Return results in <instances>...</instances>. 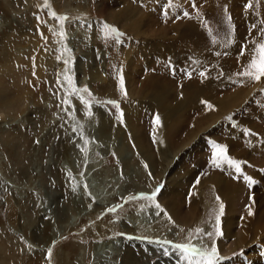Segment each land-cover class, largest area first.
Segmentation results:
<instances>
[{"label": "rangeland", "instance_id": "rangeland-1", "mask_svg": "<svg viewBox=\"0 0 264 264\" xmlns=\"http://www.w3.org/2000/svg\"><path fill=\"white\" fill-rule=\"evenodd\" d=\"M171 1L172 9L167 0H49L47 8L40 6L43 0H0V264H184L166 240L208 249L215 243L216 264H242L264 248V182L255 172L245 175L248 164L264 167V78L241 83L235 75L248 59L237 57L250 26L264 21V0H253L248 11V0H208L206 6L203 0ZM50 11L69 17L62 22L64 39L55 34L61 24ZM124 14L140 21L136 29L111 21ZM104 23L122 35L105 36ZM191 24L202 29L198 39ZM152 44L163 46L165 55H153ZM211 63H225L218 68L226 71L221 82H230L210 92V101L236 90L244 101L223 108L207 126L196 121L189 140L204 107L186 105L180 116L173 110L182 89L199 86L200 71ZM65 76L91 92L82 93L91 101L90 116L80 100L66 97ZM157 96L161 106L154 104ZM107 100L119 108L101 103ZM164 107L173 110L158 140L154 121ZM249 136L261 137V143L252 145ZM217 145L226 154L235 151L232 158L236 152L255 154L236 173L212 162ZM250 176L263 193L249 185ZM157 186L152 200L129 199ZM234 190L231 199L220 195ZM193 191L196 210L188 213ZM244 225L254 232L240 240ZM197 228L203 231L197 234Z\"/></svg>", "mask_w": 264, "mask_h": 264}, {"label": "snow or ice", "instance_id": "snow-or-ice-1", "mask_svg": "<svg viewBox=\"0 0 264 264\" xmlns=\"http://www.w3.org/2000/svg\"><path fill=\"white\" fill-rule=\"evenodd\" d=\"M42 7H49V0H43V4L40 5ZM253 7V0H248L247 3L244 4V8L245 11H248L250 8ZM224 11L225 13L228 12V8L225 5L224 7ZM199 14V13H198ZM184 15L187 17L189 16L188 12H185ZM49 16L52 18H55L56 22L61 24V31L59 33H55L57 35L60 36L61 39L65 38V32L63 31V23L64 21L68 20L69 17L66 14H58L56 11H50L49 12ZM37 19L39 20L40 18L37 17ZM226 21L230 26V35L231 32H234V25H232L231 21L232 18L230 15L226 16ZM205 27L207 28V24H205ZM103 28L105 29V36H111L113 34H117V35H122L120 33H117V30L111 26L108 25L107 23L103 24ZM257 36H251V33L253 32V30H257ZM209 32H211V30L209 29ZM249 34H250V39H246V42L244 44L241 45V49L240 52L238 54L237 59L240 60L241 57H248L247 62L244 63L241 67V70L238 71L237 73H235V75L237 77L242 78L241 79V83H243V79H248V80H253V81H260L262 78H264V21H261L260 24L258 25L257 23H253L250 28H249ZM42 38L43 37V34ZM46 39V38H45ZM213 42L215 43V37H212ZM229 44L233 43L234 41L232 39H228L227 41ZM66 51H70L69 49H66ZM57 59H61V57H57ZM65 64L68 63V61H63ZM221 75L223 73H220ZM33 75H35V73H33ZM189 77L191 75V73L188 74ZM199 75L203 78H207L208 73H207V69L205 68L203 71H200ZM57 83L60 84L61 81L58 78ZM63 86L64 87H70V93H66V97H68L69 95L72 97L77 98L78 100H80L83 104H85V106L89 109L88 110V115L90 116L91 113V101L90 100H86L85 97L82 95V93H88V96L91 97L92 94L91 92H89L87 86H84L83 88H77L75 83L72 81L70 76H65L64 82H63ZM119 86L121 88V91L124 95H126V91L123 88V77H120V82H119ZM63 90V87H62ZM261 91H264V89H262ZM64 103H69V105L71 106V101L68 98H65ZM203 103H206L204 101H202ZM101 103H106V104H110L114 107H116L117 109L119 108V105L117 103V101L115 100H107V101H102ZM209 107H211V105H209ZM120 119L123 118V113H120ZM155 123H159V117H155ZM250 131V130H249ZM214 156V160L213 162H215V159H220V158H224V149L222 146L217 145V150L213 153ZM227 163L233 165L235 167V170L237 172L240 171V164L233 160V159H227ZM145 167H147V165H145ZM246 180H248L250 183L251 178L250 177H245ZM86 187V186H85ZM160 191V187L157 186V188L155 190H153L150 194H146V193H138L135 196H131L129 197V199H137V198H147L149 200H152L153 198L156 197L157 192ZM217 199H219V197H217ZM157 208H160L159 204H156ZM222 205H221V209H222ZM107 211L112 212L115 211V208H109L107 209ZM161 211H163V209H161ZM166 214V213H165ZM249 215H252L251 209H249L248 212ZM169 220L171 221V217H169ZM203 230L197 228L196 232L197 234L201 233ZM217 236L221 235V231H220V227H219V215L216 216V233ZM204 235L207 236H211L212 233L211 232H204ZM165 244H169L172 245V250L175 251H179L180 252V257L179 260L183 261L184 264H216V261L220 259L217 247L215 245V243L212 244L211 248H200L197 247V245L188 242V243H173L172 241H164ZM165 255H169V252L166 250ZM51 255V249H49V257Z\"/></svg>", "mask_w": 264, "mask_h": 264}, {"label": "bare ground", "instance_id": "bare-ground-1", "mask_svg": "<svg viewBox=\"0 0 264 264\" xmlns=\"http://www.w3.org/2000/svg\"><path fill=\"white\" fill-rule=\"evenodd\" d=\"M154 1V0H153ZM158 1V0H157ZM168 2H167V5H168V7L167 8H169V6L171 7V9L174 7V3L171 1V0H167ZM225 1H227V0H225ZM202 2H204V3H202ZM200 4H203L204 6H206V4H207V2H208V0H203ZM157 3V2H156ZM158 4V3H157ZM183 5V4H182ZM210 5V4H209ZM157 6V5H156ZM203 6V7H204ZM214 6V4L212 5V7ZM126 9V8H125ZM128 10V9H127ZM124 11V10H123ZM169 11H171V10H169ZM173 11V10H172ZM184 11V10H183ZM208 11V10H207ZM120 12V11H119ZM122 12V11H121ZM170 13V12H169ZM172 13V12H171ZM170 13V17H172V14ZM179 13V12H178ZM112 14V13H111ZM190 15V14H189ZM132 15L131 14H124V16H120V15H112V17H111V21H113V22H116L117 24L119 23L123 28H126L127 30H134V29H136L137 27H138V24H139V20H134V19H132L133 17H131ZM110 18V17H109ZM197 18V17H196ZM193 19V18H192ZM182 20V19H181ZM191 21V20H190ZM181 22V21H180ZM184 22V21H183ZM197 22H199L198 21V19H196V23ZM122 23V24H121ZM185 23V22H184ZM188 23V22H187ZM166 24V23H165ZM173 24H174V21H173ZM172 24V25H173ZM178 24H180V23H178ZM178 24H176V25H178ZM182 24V23H181ZM190 24V23H189ZM258 24V23H257ZM185 25H187V24H185ZM175 26V25H174ZM188 26H190V25H188ZM191 27L192 28H196L193 32H192V37L194 38V39H198V37H199V33H200V31L202 30V29H200L199 27H196V26H192V24H191ZM190 27V28H191ZM191 28V29H192ZM171 29H173V28H171ZM228 29V28H227ZM180 30V29H179ZM179 30H175L176 31V33H179L180 34V32H177V31H179ZM222 30H223V28H222ZM221 30V31H222ZM184 32H186L185 30H183ZM171 32V31H170ZM134 35H136V34H138V32H132ZM141 33V32H140ZM175 33V32H174ZM188 33H190L189 32V29H188ZM172 34V33H171ZM184 34V33H183ZM186 34V33H185ZM154 35V34H153ZM157 35V34H156ZM186 35H188V34H186ZM190 35V34H189ZM166 36V35H165ZM161 37H163V35L161 36ZM185 37V36H184ZM166 38V37H165ZM191 38V37H190ZM189 38V39H190ZM157 39V38H156ZM169 39V38H168ZM147 41V40H146ZM191 41V40H190ZM148 43H149V41H147ZM155 42V41H154ZM198 42V41H197ZM150 43H151V40H150ZM159 43V42H158ZM168 43V42H167ZM163 44V43H162ZM144 45H146V44H144ZM152 45H154V44H152ZM187 45H188V43H187ZM190 45V44H189ZM157 47H155V45L154 46H151V47H153V51H155V52H153V55H157V56H164L165 55V53H164V51H163V46H160V45H156ZM166 46V45H165ZM168 46V45H167ZM149 47V46H148ZM189 47V46H188ZM208 47H209V45H208ZM144 48V47H143ZM169 48V47H168ZM152 49V48H151ZM196 49V48H195ZM195 49H193V50H195ZM145 50V49H144ZM197 50V49H196ZM146 51V50H145ZM150 51V50H149ZM148 51V53H150ZM185 51V50H184ZM183 51V52H184ZM197 51H200V50H197ZM147 52V51H146ZM166 52V51H165ZM180 54H181V51H178ZM155 53V54H154ZM169 53V52H168ZM171 53V52H170ZM176 53V52H175ZM150 55V54H149ZM152 55V54H151ZM168 55V54H167ZM170 55V54H169ZM175 55V54H174ZM173 55V56H174ZM184 55V54H183ZM193 55V54H192ZM143 56V55H142ZM168 57H170L171 58V55L170 56H168ZM175 57V56H174ZM177 57V56H176ZM181 57V56H180ZM184 57V56H183ZM186 57V56H185ZM192 57V56H191ZM189 59H191V58H189ZM188 59V60H189ZM193 60H195V59H193ZM171 61H172V59H171ZM168 63V62H167ZM190 63H194V61H189V64ZM225 63H223V64H219L218 66L217 65H214V64H210V67H208L207 66V73H208V76H207V78L205 79V80H203L201 83H200V85L199 86H197L196 88H194V89H188L189 87H187L186 89H188V90H184V89H182L183 91H182V96L184 97V98H187V101H190L191 103H192V105H193V108H197V106H200V105H198L199 103H201V98H200V95L202 94V93H206V92H214L215 93V91H218V90H216V89H221V88H224L226 85H225V83H228V82H230L228 79H230V78H227V80H225V81H223V82H221L222 81V79H221V75H220V70L218 69L219 68V66H221V65H224ZM225 68V67H224ZM227 68V67H226ZM231 68V67H230ZM229 69V68H228ZM223 73H225L226 71H222ZM224 80V79H223ZM193 88V87H192ZM177 91V90H176ZM240 92V91H239ZM229 93V92H228ZM181 94V93H180ZM207 94V93H206ZM208 95V94H207ZM206 95V96H207ZM213 95V94H212ZM239 95V96H238ZM241 95V93H238V91H235V92H233V93H231V94H229V95H226V96H220V99H215V100H213V101H210V97H211V95H210V97L208 98V99H206V105L204 106V113H202L203 114V116H201L200 118H201V120H199L198 118H197V121H198V123L200 124V125H203L204 123L203 122H206L207 123V125L208 124H210V123H212V121H213V119L214 118H216L217 117V115L219 114V112L223 109V108H225V107H229V106H233L234 105V103H239V101L241 100V98L243 97V95L242 96H240ZM182 97V99H184ZM154 99V98H153ZM158 99H160L158 96H157V99H155L156 101L154 102V104H156V105H160L161 106V104L159 103L158 104ZM154 101V100H153ZM181 101V100H180ZM242 101V100H241ZM244 101V100H243ZM242 101V102H243ZM159 102H160V100H159ZM176 103V102H175ZM183 103L181 102V104H180V106H178V108H176V109H172L173 111H174V113L176 114V115H181L180 113H179V109L180 108H182V106H186V105H182ZM189 104V103H188ZM203 104V103H202ZM241 104V103H240ZM178 105V104H177ZM191 105V104H190ZM209 105H211V107H209ZM169 106H172V105H169ZM174 106H176V105H174ZM212 107H214V108H217L218 109V112H215L214 110H212L211 108ZM166 109H168V107H164L163 108V110L162 109H160V110H158V112H157V114H156V117L158 116V117H160L159 118V123H157V125H158V128L155 130V134H156V139H158V140H161V131H162V129H163V127L165 126V122H167V121H169V119H168V116H167V114H169L170 115V112H172L171 111V109L170 110H166ZM133 113V112H132ZM217 113V115H215ZM223 114V113H222ZM171 116V115H170ZM134 117V116H133ZM171 118V117H170ZM208 121H209V123H208ZM198 124H196V123H194V124H192V129L190 130V134H189V136H188V139L190 140H192V135L193 134H196V132H197V129H198V126H197ZM206 125V126H207ZM204 126V125H203ZM184 127V126H183ZM189 131V130H188ZM232 135V134H231ZM199 138V137H198ZM250 139H252V145H253V138H251V136L248 138V140H250ZM160 142V141H159ZM157 144V143H156ZM159 145H160V143H159ZM161 147V146H160ZM228 151V150H227ZM231 152V151H230ZM235 152V151H234ZM233 152V153H234ZM232 153V154H233ZM248 153V152H247ZM246 152H239V153H235L234 155H233V157L234 158H232V154L230 155V154H226V153H224V158H220V159H215L216 160V164L218 163V165H220L221 167H223V168H225V169H229L230 171L232 170V172H234V171H236L235 170V167L233 166V165H231V164H229V163H227V159H233V160H235V161H237L239 164H240V171L243 169V168H245L246 166L245 165H247L248 163H249V160L246 158V157H249V158H251V155L250 154H255L253 151H251L250 153H248V155L249 156H247L246 154H247ZM259 155V154H258ZM214 157V156H213ZM212 160V159H211ZM212 162H213V160H212ZM245 166V167H244ZM248 168H250V170L249 171H252L253 173H254V175H257V176H255L256 178H258L259 180H261L262 182H264V179H262V178H264V170H262V172H258V171H256L255 170V168L252 166H250V164H248ZM210 176V175H209ZM209 176H207L205 179L208 181V182H214V183H216L217 185L219 184V186H222L221 185V179L220 178H217V179H212V177L213 176H211V177H209ZM170 179V178H169ZM175 180V179H174ZM258 184V183H257ZM255 187H258V186H255ZM259 188L260 187H258L257 188V190H259ZM221 189V188H220ZM230 190V189H229ZM256 190V191H257ZM235 191V190H234ZM169 193V192H168ZM231 193V192H230ZM229 192L227 193V194H230ZM235 193V192H234ZM237 193V192H236ZM258 193H263V191H261V190H259L258 191ZM226 193H224V192H222L220 195H221V197L222 198H231V197H229L228 195H227ZM232 194V193H231ZM248 194V193H247ZM232 195H234V194H232ZM231 196V195H230ZM189 197H190V199H188V204H187V207H188V213H193V212H195V207H194V204H195V202H196V200H195V193H194V191L191 193H189ZM227 209H228V207H227ZM176 211V210H175ZM227 211V210H226ZM255 212V211H254ZM228 213V212H227ZM258 214V213H257ZM229 215V214H228ZM256 216V213H254V217ZM225 217H228V216H225ZM252 219H254V218H252ZM224 223V222H223ZM222 223V224H223ZM248 223V222H247ZM246 223V224H247ZM229 224V223H228ZM227 224V225H228ZM230 225V224H229ZM248 228H250L249 226H242V228H241V231H240V234H238V237H239V239L240 240H247L248 238H250V232L253 230V232H254V229H248ZM251 234H252V232H251ZM55 238L53 237V238H51V242L54 240ZM239 241V240H238ZM51 242H49V245L50 244H52ZM264 247V246H263ZM252 249V248H251ZM0 251H1V249H0ZM257 251H259V253H258V255L257 256H252V257H248L247 258V260H244L243 262H242V264L244 263V264H260V262H262L263 260H264V248H262V249H260V250H257ZM260 255V257H258ZM261 257H262V259H261ZM174 259V258H173ZM238 262V261H237ZM168 263L169 264H177V263H175L172 259H168ZM264 263V262H263ZM239 264V263H238Z\"/></svg>", "mask_w": 264, "mask_h": 264}, {"label": "crops", "instance_id": "crops-1", "mask_svg": "<svg viewBox=\"0 0 264 264\" xmlns=\"http://www.w3.org/2000/svg\"><path fill=\"white\" fill-rule=\"evenodd\" d=\"M203 80H205V78L203 79L202 78V80H201V82L203 81ZM200 82V83H201ZM197 87V86H196ZM196 87H189V88H192V89H194V88H196ZM236 91H238V93H241V95L240 96H242L243 95V97H244V94H243V92H242V90H236ZM240 91V92H239ZM235 92V91H234ZM208 95H207V94ZM206 93H202L201 95H200V98H201V103H199L198 105H200V106H202V107H204L205 105H206V103H203L202 101H204V102H206V99H208L209 97H210V95H212V94H209L210 92H206ZM207 95V96H206ZM182 96V95H181ZM239 96V95H238ZM183 97V96H182ZM184 98V97H183ZM210 99V98H209ZM180 102V104H181V102L184 104V105H189V104H191V105H189V106H191V108L193 109V105H192V103L190 102V101H187V98H184V99H182V101H179ZM189 103V104H188ZM203 103V104H202ZM180 104H179V106H180ZM182 104V105H183ZM205 104V105H204ZM235 104H237V103H234V105ZM182 107H184V106H182ZM194 111H196V109L194 108L193 109ZM202 113H204V109H203V112ZM201 116H203V114H201L199 117H198V119L201 117ZM199 120H201V118L199 119ZM196 121L197 120H195V123H196ZM204 124V126H206L207 125V123L206 122H203ZM208 123H209V121H208ZM194 124V123H193ZM230 131V134H233L232 133V131L231 130H229ZM250 137V136H249ZM248 137V138H249ZM248 138H246V139H248ZM251 138H253V145H254V143H255V145L257 146L258 144H260L261 143V137H256V138H254V136L252 137L251 136ZM264 141V140H263ZM239 153V152H238ZM252 164V163H251ZM254 168H255V166H253ZM255 170L256 171H258V172H262V170H264V167H261V166H258V167H256L255 168ZM236 173H240V171L239 172H237V171H235ZM246 174L245 175H247L248 176V174L250 173L251 175H253V172L252 171H249V170H247L246 172H245ZM255 176H257V175H255ZM254 176V177H255ZM252 176H250V178H251ZM256 178V177H255ZM206 180V179H205ZM257 180H259L258 178H257ZM207 181V180H206ZM251 186L252 187H255V186H257V183H258V181H254V180H252V178H251ZM261 181V180H260ZM259 181V182H260ZM248 183H249V185H250V182L248 181ZM221 185H223V183L221 182ZM256 188V187H255ZM234 192H236V190L235 191H233V192H231L232 194H234V195H232L231 193L230 194H227V192H224V193H226L229 197H234L235 196V193ZM253 194L254 196H253V198L255 197V193H254V190H250L249 192H248V194ZM231 195V196H230ZM230 198V199H231Z\"/></svg>", "mask_w": 264, "mask_h": 264}]
</instances>
